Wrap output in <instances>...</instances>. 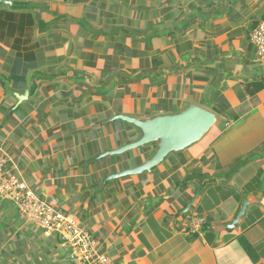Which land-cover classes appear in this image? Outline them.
<instances>
[{
	"label": "crops",
	"instance_id": "0c3cea01",
	"mask_svg": "<svg viewBox=\"0 0 264 264\" xmlns=\"http://www.w3.org/2000/svg\"><path fill=\"white\" fill-rule=\"evenodd\" d=\"M262 23L264 0H0V176L112 264H264ZM190 105L210 132L133 173L155 147L118 152L140 133L115 117ZM0 264L85 263L0 197Z\"/></svg>",
	"mask_w": 264,
	"mask_h": 264
},
{
	"label": "built area",
	"instance_id": "2783aa9c",
	"mask_svg": "<svg viewBox=\"0 0 264 264\" xmlns=\"http://www.w3.org/2000/svg\"><path fill=\"white\" fill-rule=\"evenodd\" d=\"M252 42L256 46L258 60L264 61V23L254 30ZM2 166L3 161L0 159V172ZM0 197L12 202L23 215L43 229L46 235L58 233L62 241L71 247L83 263L112 264L110 258L99 251L95 239L80 228L71 217L40 201L31 192L25 191L24 185L15 179L0 176ZM204 223L202 218L193 221L192 232Z\"/></svg>",
	"mask_w": 264,
	"mask_h": 264
},
{
	"label": "water",
	"instance_id": "95a60500",
	"mask_svg": "<svg viewBox=\"0 0 264 264\" xmlns=\"http://www.w3.org/2000/svg\"><path fill=\"white\" fill-rule=\"evenodd\" d=\"M115 118L132 124L140 133L138 141L119 149L118 152L147 145L155 147L151 159L134 169L133 173L151 171L169 155L176 154L198 143L210 132L217 121L214 113L197 105H190L183 111L174 114L156 115L147 120L128 116H117ZM125 174L127 173L118 176ZM243 211L244 207L238 218Z\"/></svg>",
	"mask_w": 264,
	"mask_h": 264
}]
</instances>
